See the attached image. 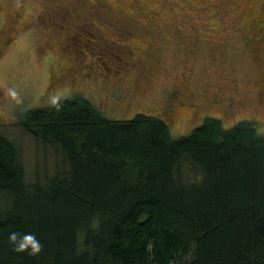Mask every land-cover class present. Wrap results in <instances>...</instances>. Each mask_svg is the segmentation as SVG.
Instances as JSON below:
<instances>
[{"label":"trees","instance_id":"1","mask_svg":"<svg viewBox=\"0 0 264 264\" xmlns=\"http://www.w3.org/2000/svg\"><path fill=\"white\" fill-rule=\"evenodd\" d=\"M20 124L61 159L29 184L0 136V264H264V135L253 122L224 130L207 117L172 141L157 116L112 121L75 97ZM9 231L34 233L43 252H13Z\"/></svg>","mask_w":264,"mask_h":264},{"label":"rangeland","instance_id":"2","mask_svg":"<svg viewBox=\"0 0 264 264\" xmlns=\"http://www.w3.org/2000/svg\"><path fill=\"white\" fill-rule=\"evenodd\" d=\"M57 91L112 121L157 116L172 141L207 117L263 136L264 0H0V136L29 184L53 177L61 156L20 118Z\"/></svg>","mask_w":264,"mask_h":264},{"label":"clouds","instance_id":"3","mask_svg":"<svg viewBox=\"0 0 264 264\" xmlns=\"http://www.w3.org/2000/svg\"><path fill=\"white\" fill-rule=\"evenodd\" d=\"M8 95L17 104L22 103L18 91L8 89ZM67 96L62 92H54L48 97L49 106L59 110ZM7 240L15 253H27L29 256H38L43 252L44 245L32 232L9 231Z\"/></svg>","mask_w":264,"mask_h":264}]
</instances>
